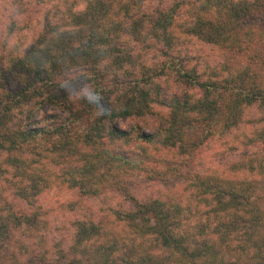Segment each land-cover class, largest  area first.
Masks as SVG:
<instances>
[{
	"label": "trees",
	"instance_id": "16d2710c",
	"mask_svg": "<svg viewBox=\"0 0 264 264\" xmlns=\"http://www.w3.org/2000/svg\"><path fill=\"white\" fill-rule=\"evenodd\" d=\"M0 264H264V0L0 1Z\"/></svg>",
	"mask_w": 264,
	"mask_h": 264
},
{
	"label": "rangeland",
	"instance_id": "374dc122",
	"mask_svg": "<svg viewBox=\"0 0 264 264\" xmlns=\"http://www.w3.org/2000/svg\"><path fill=\"white\" fill-rule=\"evenodd\" d=\"M4 2V0H0ZM158 4V1L151 2L149 4L150 7L156 6ZM198 45H201L199 49H196L194 53L196 54L197 51L201 52V54L197 55L194 58L193 63L199 64L198 72H203L202 70L210 71L212 69L216 55L212 52L213 49H211L210 46L208 45H202L201 43H197ZM69 89L71 90L72 94L74 97L80 96L82 90L79 88V86H69ZM79 98V97H77ZM78 100V99H76ZM49 112H53L56 110L54 106H47L46 109ZM255 109H252L251 112L249 113L250 118L252 119V115L256 117V121L258 122V119L261 117L258 114H255ZM258 116V117H257ZM154 120V119H153ZM116 124L121 127V128H129L131 125V121L126 118V119H118L116 121ZM166 187L163 185V183L156 182L153 185L150 184L149 186L146 185L144 187V192H149V193H154L156 194L157 192H160L164 190ZM46 192H43L41 194V200L37 201V204H40L43 208V216L46 222V226L42 229V237L46 238L48 240V245H53L54 242H59L62 244L63 249H67L69 247V244L72 243V238L74 236V229L72 228V222L75 219L74 215H72L66 208H61L59 207V203H56L60 199H67L69 197L68 192H61L60 194L56 192L55 189L51 190L52 196L48 197L45 201L44 198H47L49 195ZM57 194V195H56ZM87 207L92 209V215L95 218H100L105 214H110V211L108 212V208H118L119 206V200L117 199H110L109 198L106 200V203L99 202L98 200H91L88 201ZM52 254V253H51Z\"/></svg>",
	"mask_w": 264,
	"mask_h": 264
}]
</instances>
